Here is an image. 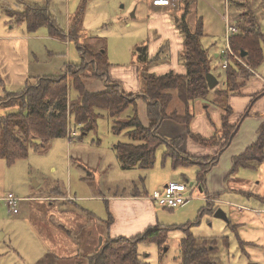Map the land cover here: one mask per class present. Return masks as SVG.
<instances>
[{
	"label": "rangeland",
	"instance_id": "1",
	"mask_svg": "<svg viewBox=\"0 0 264 264\" xmlns=\"http://www.w3.org/2000/svg\"><path fill=\"white\" fill-rule=\"evenodd\" d=\"M147 1L149 0H88L82 25L85 32L84 35L76 37L74 33H70V24L81 0H0V97L18 93L26 85L36 84L45 75H63L69 72L73 65L83 64L80 46L95 53L106 51L111 63L106 78L118 82L124 88L126 81L133 82L137 96L143 90L144 75L157 72L154 67L161 60L169 58L166 53L167 46H162L154 55L150 51L152 42L158 35L154 24L158 14L150 12L151 7ZM35 6L48 10L51 23L62 29L64 36L51 35L48 26L30 30L25 22L10 17L7 12L9 8L24 10ZM170 7L171 5H167L164 9ZM154 8L161 9V6L154 5ZM192 10V17L195 18L196 5ZM188 13L189 6L184 14L188 16ZM259 19L262 20L259 22L264 33V16H259ZM173 20L178 27L176 18ZM216 41L218 45L215 49L218 52L222 49L224 52V35H217ZM209 42L208 36L202 40L204 47L208 46ZM181 56L183 57V54ZM211 59V70L216 74L222 72L216 66L218 62L214 54ZM133 68L135 75L129 80L124 73L131 74ZM95 71L93 65L89 64L80 74H91ZM77 75L90 91L106 88L105 78ZM69 89L71 96L78 94L72 79ZM137 100L143 121L146 118L144 103L142 99ZM18 109L17 106L0 107V116ZM97 112L102 115L98 118L95 129L90 131H84L80 125L75 124L74 117H71V129L78 133L73 141L66 136L55 138L43 147L31 145L28 157L17 160L13 165H8L4 158H0V230L7 233L0 244V264H42L43 260L45 264H49L52 255L64 254L68 257L75 254L71 264H75L77 260H80L79 264H89V259L97 253L101 237L105 243L117 234L128 237L142 236L146 228L157 222L155 214L151 215V210L145 212L143 203L147 202L148 194L142 197H130L129 194H143L148 189L151 195L152 186L163 177L169 178L179 169L187 174L189 179L186 182L191 189H204L203 183L198 184L191 173L194 166H174L172 158L162 156L164 143L158 147V154L156 151L157 162L154 164L161 167V170L155 166L149 169L124 168L117 156L115 144L128 142L129 137L125 131H115L114 119L106 110L98 108ZM133 114L131 106L121 117L129 118ZM167 158L170 160L163 166L161 163ZM178 180L182 179L178 177ZM61 191L70 193L72 198L67 200L68 196L61 200L62 197L57 193ZM10 192L21 198L20 208H23V203L26 202V209L30 211L28 214L26 212V221L23 217L25 213L10 212L2 200L3 196ZM201 192L206 194L205 191ZM103 194L109 199L119 198L115 201L119 213L111 214L117 217V221L115 224L111 223L110 229L111 224L103 221L109 216L105 207L106 201L92 197ZM124 194L128 195L126 199L115 197ZM224 197L226 200H232L229 194ZM25 198L28 201L24 202ZM190 203H193V200ZM65 205L72 208L74 216L73 224H70V237L54 225L55 220L51 213L52 209ZM77 205H80L79 209ZM223 207L218 208L225 211L226 218L215 215L218 209L202 207H198L196 213V207L193 208V217L189 218L188 213H179L178 209L171 210L159 206L161 219L156 227H170L164 232L165 237L160 236L162 243L144 239L139 241L141 264H184L181 243L188 230L193 235L207 239L212 249L209 258L214 264H250L246 250L238 243L236 232L231 227L233 217L230 205L223 204ZM10 210L13 211L11 208ZM35 217L41 221L39 227L46 223L44 229L48 235L45 238H42L37 230ZM75 217L77 221L74 220ZM66 220L67 218H60L59 222L65 226ZM51 228H54L53 233L50 232ZM223 235L229 236V244ZM51 249L56 254L51 253ZM80 255L82 258L77 257ZM59 260L60 264H68L62 262V259Z\"/></svg>",
	"mask_w": 264,
	"mask_h": 264
},
{
	"label": "trees",
	"instance_id": "2",
	"mask_svg": "<svg viewBox=\"0 0 264 264\" xmlns=\"http://www.w3.org/2000/svg\"><path fill=\"white\" fill-rule=\"evenodd\" d=\"M88 0H81L77 12L72 16L70 33L76 37L84 35L82 28L84 14ZM187 6L189 3L187 2ZM8 14L20 22H25L30 30L48 26L51 35L64 36L62 29L51 23V14L41 6L27 7L23 11L12 8ZM178 28L183 35L184 53L182 61L187 73L179 74L172 71L165 74L149 72L143 77V90L141 95L126 91L118 82L106 78L111 67L106 51L97 53L80 46L83 61L81 65H73L65 74L59 76L45 75L34 85H26L18 93H9L5 98L0 97V107L17 106L15 112L0 116V158H4L8 165L17 160L27 158L31 145L43 147L50 144L55 138L70 136L71 117L76 125L84 131L94 130L98 118L102 115L97 112L102 108L114 119L115 131H125L129 137L128 142L115 144L119 160L124 168H152L156 160V150L161 144H167L164 158H172L174 166L181 164L191 166L195 162L200 165L197 172V183H204L207 170L215 165L218 157H192L180 150L181 138L168 140L159 132V125L164 119H173L188 126L191 137L203 145H218L220 152L229 145L236 132V126L230 124L231 109L223 116V127L212 138H205L193 134L190 129L194 117L192 103L200 98H206L214 91L220 96L229 95L230 91H240L246 84L245 78L250 75V69L256 70L264 64V33L261 31L259 16L252 11L246 12L237 22L239 32L230 37L231 47L240 55L244 64L234 58L229 59L224 69L226 86L224 89L215 87L211 89L206 78V71H212L210 64L211 53L209 48L202 44L204 25L198 19L195 28H192L186 15L179 18ZM246 55L242 56V52ZM92 64L95 72L80 74L83 68ZM99 76L105 78L106 88L101 91H90L78 77ZM78 89L76 96L70 95V80ZM136 96L134 98L133 96ZM180 98L185 105L184 112L171 109L174 100ZM146 101L148 122L141 120L138 111V100ZM133 107L134 114L129 118H122L121 114L129 107ZM264 147V127L256 143L245 153L235 157L234 169L239 166H251L250 160L262 158ZM66 196L65 192H60ZM109 214L107 223L113 222ZM148 228L142 236H116L105 242L104 248L89 259V264H141L138 253V243L141 239L148 242L162 243L160 236L170 227ZM167 227V228H166ZM184 250V264H214L209 258L211 253L207 239L195 237L189 231L182 239ZM209 244V245H208ZM210 248V249H209Z\"/></svg>",
	"mask_w": 264,
	"mask_h": 264
},
{
	"label": "crops",
	"instance_id": "3",
	"mask_svg": "<svg viewBox=\"0 0 264 264\" xmlns=\"http://www.w3.org/2000/svg\"><path fill=\"white\" fill-rule=\"evenodd\" d=\"M187 2L189 3L190 13H188V16H186V20L189 21L190 25H192V28H195V23L198 21V19H202L205 33L203 39L207 36L210 38V44L206 46V48H209L211 56L214 54L215 60L218 62V65L216 66L222 70V72H218V74L212 71V73L218 78V84L216 87L224 89V86H226V77L224 71L225 68L222 65V49L219 52L217 49H215V47L218 45L216 41L217 35H224L225 38L227 15H230L231 17L234 16L236 18V24L241 19L242 15L249 11L255 12L258 16H264V0L147 1L146 3H149L151 7L150 12L158 14L154 21L158 35L156 40H153L150 51L154 55L162 46H167L166 53L169 55V58L161 60L154 67V69H157V72L152 73L165 74L170 71L183 75L187 73L186 66L181 60V55L184 52V38L179 28L175 26L173 20V18H176V21H179V18H181V16L185 13ZM157 3H160L161 5H156ZM154 5L161 6V9H155ZM167 5H171V7L166 10L164 8H166ZM194 5H196L197 8V14L195 18L192 17V8ZM259 20L262 21L261 19ZM155 44L156 46H154ZM230 58L232 59L234 57ZM210 64L212 67L213 62L211 57ZM250 72V75H247L245 78L246 84L240 91L229 90V95L223 96L215 94L213 91L212 94L206 98L197 99L192 103L191 107L194 117L190 124L191 132L205 138H212L216 132H220L222 130L223 116L227 112V107H230L229 109H231V115L229 122L231 125L236 126V132L231 138L229 145L222 152H220L218 145H203L194 140L189 134L188 126L185 123H180L173 119L162 120L161 124L159 125L158 132L168 140L181 138L182 144L180 146V150L186 155L200 158L218 157L215 165H212L205 174V180L203 183L204 189L201 191H205L206 194L204 195L203 192L193 190L188 186V190L186 191L188 195L187 202L179 207L169 209H178L177 211L179 213H188L187 215L190 218L193 217L191 214L193 213V208L195 207L196 213L198 211V207H202L203 209L217 210L220 209L218 207H223V204L230 205L233 217L231 221V227L236 232L238 243L243 247L244 250H246L250 264H264V147L262 150V158L260 160L252 159L250 160L251 166L241 165L237 169H234L235 157L242 155L256 143L260 137L262 128L264 127V64L256 70L250 69ZM132 75H135L134 68L131 70V74L124 73V76H126L129 80L133 79V77H131ZM125 85V88L124 86L122 87L126 91L137 93L136 86L133 82L126 81ZM141 91L139 94H141ZM221 97L222 100L220 101ZM142 103H144V115L146 117L143 122L147 123L148 118L146 115V101L144 100ZM171 106V109L178 110L180 113L184 112L185 110V105L180 100H174ZM163 147V153H165L168 148L167 144H165ZM156 151L158 154V150ZM163 155L164 154H162V156ZM168 160L170 159L167 158L166 160H163L161 164L164 166ZM156 162L157 159L155 160V164ZM154 166L156 169L161 170V167H158L157 165ZM191 166H194V170L192 169L191 173L196 178L197 172L200 171V165L198 162H195V164ZM183 171L184 170L179 169L177 172H173L169 178H161L157 184L152 186V193L155 190L163 189L170 181L187 183L186 181L189 178L186 173H183ZM178 177L182 180H178ZM57 193L60 196L64 195V193ZM227 193L232 196V200H226L224 196H227ZM147 194V202L143 204L145 206V212L151 210V215L155 214L156 216L157 222L151 224L152 226L148 227L154 228L159 225L158 221L161 219L159 213V206L161 205H158L156 202L150 199L149 196L151 195H149L148 189H146L143 194L136 192L129 195H131L130 197H142L146 196ZM7 195L3 196L2 198L6 205L7 203L4 198L7 197ZM65 195L67 196H61V200H65L68 196L69 198H67V200L72 198L70 193ZM127 196L128 195L124 194L115 197H124V199H126ZM92 197H99V199H103L104 202L106 201L105 207L107 213H119V208L116 206L115 202L118 201L119 198L109 199V197L104 196V194L100 196L93 195ZM191 200H193V203H190ZM25 201L28 200L25 198L24 202ZM70 202L72 203L73 200H70ZM23 204V208H20L19 204L18 212L11 211L10 208H8L12 213H25L23 217L26 221V212L28 214L30 211L26 209V202ZM79 206L80 205H77L76 207L79 209ZM58 209L61 211H56ZM71 211L72 208H67V205L63 206L62 208L57 207L56 209L51 210L52 218L55 220L54 225L60 228V230L69 237L72 235L70 224H73L74 217ZM60 218H67L65 226L60 224ZM56 219L58 222H56ZM74 220L77 221L76 217ZM103 221H107V219H104ZM116 221L117 217L114 216L113 223L115 224ZM34 222L37 226L40 236L45 238V236L48 235V232L44 229L46 223L44 222L42 227H39L41 221H39L36 217ZM112 224L109 226V229ZM53 230L54 228H51L50 232L53 233ZM120 235L122 234H117L112 236V238ZM6 236L7 233L0 230V244L3 243ZM194 236L198 238H204V236ZM223 237L226 238V241L229 244V236L223 235ZM95 243L96 242H94V244ZM51 253L56 254L53 249H51ZM74 255L69 257L65 256V254L62 256L52 255V257H50L51 261L49 264H60V262H58L60 261L59 259H62V262L71 264L74 262ZM77 257L82 258L81 255ZM47 259H49V257H47ZM83 261L84 260L82 259V263ZM79 263L80 260H77L75 264ZM42 264H45L44 260L42 261Z\"/></svg>",
	"mask_w": 264,
	"mask_h": 264
},
{
	"label": "built area",
	"instance_id": "4",
	"mask_svg": "<svg viewBox=\"0 0 264 264\" xmlns=\"http://www.w3.org/2000/svg\"><path fill=\"white\" fill-rule=\"evenodd\" d=\"M239 32L238 26L236 24V18L234 16H226V29H225V42L226 48L222 52V65L226 68L229 64V58L234 57L237 61L244 64L240 55L234 52L231 47L230 37L233 34ZM77 131L72 130L70 136H77ZM188 190V184L185 182L170 181L167 185L160 190H155L150 197V199L157 204L168 207L176 208L185 204L188 200V195L186 191ZM9 208L14 212H18V206L20 204L21 198L17 197L14 193H9L7 197L4 198Z\"/></svg>",
	"mask_w": 264,
	"mask_h": 264
},
{
	"label": "water",
	"instance_id": "5",
	"mask_svg": "<svg viewBox=\"0 0 264 264\" xmlns=\"http://www.w3.org/2000/svg\"><path fill=\"white\" fill-rule=\"evenodd\" d=\"M140 50H142V48H140ZM242 56H245L246 55V51H243ZM206 78H207V81H208V85L211 89L215 88L218 84V78L209 70L206 71ZM217 217H221V218H226V213L225 211L220 208L216 211V214H215ZM102 240L103 238L101 237V243H102Z\"/></svg>",
	"mask_w": 264,
	"mask_h": 264
},
{
	"label": "flooded vegetation",
	"instance_id": "6",
	"mask_svg": "<svg viewBox=\"0 0 264 264\" xmlns=\"http://www.w3.org/2000/svg\"><path fill=\"white\" fill-rule=\"evenodd\" d=\"M104 246H105V243L102 240V243L100 242L99 245H98L97 252L101 251L104 248Z\"/></svg>",
	"mask_w": 264,
	"mask_h": 264
}]
</instances>
